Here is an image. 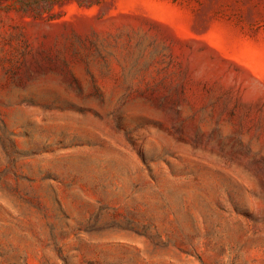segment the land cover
<instances>
[{
  "label": "rangeland",
  "instance_id": "obj_1",
  "mask_svg": "<svg viewBox=\"0 0 264 264\" xmlns=\"http://www.w3.org/2000/svg\"><path fill=\"white\" fill-rule=\"evenodd\" d=\"M0 264H264V0H0Z\"/></svg>",
  "mask_w": 264,
  "mask_h": 264
}]
</instances>
